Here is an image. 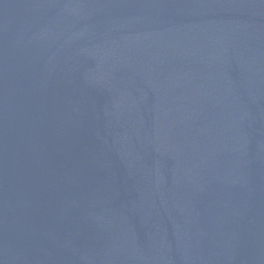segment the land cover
<instances>
[{
	"label": "water",
	"instance_id": "obj_1",
	"mask_svg": "<svg viewBox=\"0 0 264 264\" xmlns=\"http://www.w3.org/2000/svg\"><path fill=\"white\" fill-rule=\"evenodd\" d=\"M0 264H264V0H0Z\"/></svg>",
	"mask_w": 264,
	"mask_h": 264
}]
</instances>
